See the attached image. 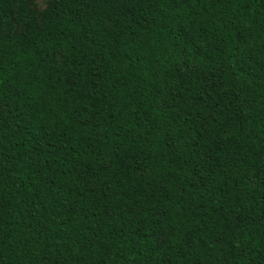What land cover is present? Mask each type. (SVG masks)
Wrapping results in <instances>:
<instances>
[{"label":"trees","instance_id":"trees-1","mask_svg":"<svg viewBox=\"0 0 264 264\" xmlns=\"http://www.w3.org/2000/svg\"><path fill=\"white\" fill-rule=\"evenodd\" d=\"M0 264H264V0H0Z\"/></svg>","mask_w":264,"mask_h":264},{"label":"rangeland","instance_id":"rangeland-1","mask_svg":"<svg viewBox=\"0 0 264 264\" xmlns=\"http://www.w3.org/2000/svg\"><path fill=\"white\" fill-rule=\"evenodd\" d=\"M51 1L52 0H30L32 10L37 15L38 20L41 19ZM19 29H22V27H19Z\"/></svg>","mask_w":264,"mask_h":264}]
</instances>
